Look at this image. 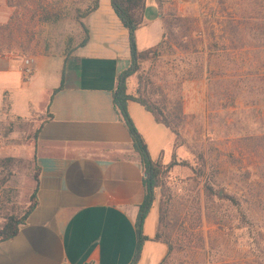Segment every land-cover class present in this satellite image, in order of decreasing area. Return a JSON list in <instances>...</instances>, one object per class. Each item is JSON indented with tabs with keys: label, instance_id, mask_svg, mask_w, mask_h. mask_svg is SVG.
Returning a JSON list of instances; mask_svg holds the SVG:
<instances>
[{
	"label": "rangeland",
	"instance_id": "1",
	"mask_svg": "<svg viewBox=\"0 0 264 264\" xmlns=\"http://www.w3.org/2000/svg\"><path fill=\"white\" fill-rule=\"evenodd\" d=\"M4 1L13 21L2 34L29 48L12 52L22 59L79 48L95 4L42 0L39 11ZM157 2L165 44L141 61L127 93L163 109L182 103L172 156L160 160L175 164L154 203L158 235L172 247L164 264H264V0ZM12 145L20 155L0 159V226L24 213L32 193L31 143Z\"/></svg>",
	"mask_w": 264,
	"mask_h": 264
},
{
	"label": "crops",
	"instance_id": "2",
	"mask_svg": "<svg viewBox=\"0 0 264 264\" xmlns=\"http://www.w3.org/2000/svg\"><path fill=\"white\" fill-rule=\"evenodd\" d=\"M9 7L0 0V24ZM83 47L33 57L24 78L22 57L0 53V159L17 157L26 138L39 168L37 206L11 240L0 243V264H130L144 172L113 103L117 76L130 65L128 31L110 0L86 19ZM164 25L157 0H146L138 51L157 46ZM62 86V87H61ZM129 114L152 160L167 161L173 134L140 104ZM11 144L8 148L5 144ZM31 191L35 187L34 180ZM158 213L148 214L138 264H161L168 253L156 239Z\"/></svg>",
	"mask_w": 264,
	"mask_h": 264
},
{
	"label": "trees",
	"instance_id": "3",
	"mask_svg": "<svg viewBox=\"0 0 264 264\" xmlns=\"http://www.w3.org/2000/svg\"><path fill=\"white\" fill-rule=\"evenodd\" d=\"M10 7H15L19 10L28 7L30 8L34 3H37V10L42 11L44 9L42 0H20L17 4L13 3V0H7ZM100 0H95V4L89 8L86 12H84V16H89L92 12H94L99 5ZM110 5L116 14L117 18L124 26V28L128 31L129 36V49H130V65L127 69L120 72L117 76V86L113 92V103L118 112L121 121L126 127L130 138L132 139L134 150L138 153L140 158V164L142 166L144 172V199L138 208V213L135 221L136 227V249L133 256V259L130 264H138L141 252L144 243L148 240V238L143 234V226L145 220L150 213L151 209L154 207V203L157 198V190L163 191V179L165 174L168 172L170 168L173 167L175 161L173 160L169 165L164 166L160 160L154 161L152 160L147 144L140 134L138 129L136 128L130 114L128 111V104L130 101L136 102L144 107L148 112H150L155 121L158 124H161L168 128L170 132L176 136L178 133L173 125L174 117L180 118L183 117L182 113V103L179 100L174 103L173 106L168 107L164 106V109L159 105L154 104L147 100L146 98L140 96L133 97L127 93V80L135 74L140 69L141 61L147 59L149 54L155 53L158 49L163 47L164 40L167 34L164 32L162 41L155 47L147 49L145 51H138L136 44V31L143 25L144 21V9L146 5V0H110ZM46 11V10H44ZM47 13V11L45 12ZM13 18H10L6 24H0V53H12L15 49L25 52L29 48L19 45L17 47L12 46L13 34L9 32L6 36H3V30L8 31L11 27V23ZM84 29L86 37L81 43L80 47H83L88 39H89V30L81 25ZM180 48L186 49V45L179 44L177 45ZM212 65L211 61L206 62V69L209 70ZM203 68L201 64V69ZM216 79L210 73L209 81H213ZM62 87V86H61ZM35 163V159L33 158ZM33 180L35 183V187L29 197V205L25 209L24 213L21 216L10 215L6 218V221L2 226H0V243L4 241H8L16 237L19 231V227L23 225L28 217V215L33 211V209L37 206V191L39 184V168L34 166L33 171ZM156 239L161 241V237L156 234ZM168 247L167 257H169L172 247L165 241H162ZM165 258V259H166ZM165 259L161 262V264L165 263Z\"/></svg>",
	"mask_w": 264,
	"mask_h": 264
},
{
	"label": "built area",
	"instance_id": "4",
	"mask_svg": "<svg viewBox=\"0 0 264 264\" xmlns=\"http://www.w3.org/2000/svg\"><path fill=\"white\" fill-rule=\"evenodd\" d=\"M33 57L24 58L22 61L21 71L24 78H30L33 72Z\"/></svg>",
	"mask_w": 264,
	"mask_h": 264
},
{
	"label": "water",
	"instance_id": "5",
	"mask_svg": "<svg viewBox=\"0 0 264 264\" xmlns=\"http://www.w3.org/2000/svg\"><path fill=\"white\" fill-rule=\"evenodd\" d=\"M144 177H145V175H144Z\"/></svg>",
	"mask_w": 264,
	"mask_h": 264
}]
</instances>
